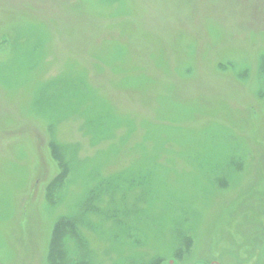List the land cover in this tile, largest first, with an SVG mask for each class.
<instances>
[{"label":"rangeland","instance_id":"374dc122","mask_svg":"<svg viewBox=\"0 0 264 264\" xmlns=\"http://www.w3.org/2000/svg\"><path fill=\"white\" fill-rule=\"evenodd\" d=\"M61 222L67 264L263 262L264 0H0V264Z\"/></svg>","mask_w":264,"mask_h":264},{"label":"trees","instance_id":"16d2710c","mask_svg":"<svg viewBox=\"0 0 264 264\" xmlns=\"http://www.w3.org/2000/svg\"><path fill=\"white\" fill-rule=\"evenodd\" d=\"M63 181H57L62 183ZM63 223H58L54 232L52 254L50 255L51 264H67L68 255L65 251V242L63 238ZM61 261V262H60Z\"/></svg>","mask_w":264,"mask_h":264},{"label":"flooded vegetation","instance_id":"af4514ba","mask_svg":"<svg viewBox=\"0 0 264 264\" xmlns=\"http://www.w3.org/2000/svg\"><path fill=\"white\" fill-rule=\"evenodd\" d=\"M183 261H184L183 258H175V259L173 258V259H169L167 262L162 261V263H159V264H182ZM227 261L228 260H225V259L223 260L217 257H205L199 260L197 264H245L244 262H241V261H232V262H227ZM258 264H264V260L262 263H258Z\"/></svg>","mask_w":264,"mask_h":264}]
</instances>
